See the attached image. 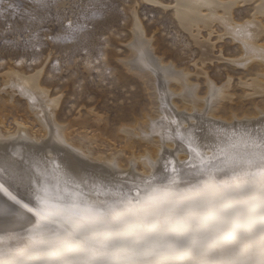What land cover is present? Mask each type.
I'll return each instance as SVG.
<instances>
[{
	"label": "bare ground",
	"instance_id": "obj_1",
	"mask_svg": "<svg viewBox=\"0 0 264 264\" xmlns=\"http://www.w3.org/2000/svg\"><path fill=\"white\" fill-rule=\"evenodd\" d=\"M172 5L185 31H198L192 36L200 45L202 65H195L196 74L188 72L189 67L179 70L173 59L170 65L165 53L159 52L160 40L156 35L147 38L149 33L140 26L142 20L133 8L130 53L122 61L143 79L151 100L141 116L111 140L95 131L91 136L87 132L75 134L79 123L72 120L59 124L62 104L43 85L45 66L30 73L10 64L2 74L1 99L15 106L22 103V97L27 112H34L40 125L35 129L27 118H17L14 128L0 119V162L12 163L11 178L0 163V183L9 191L0 190V205L18 210V216L11 218L14 232L23 234L32 227L28 223L32 214L23 204L41 210L36 199L40 189L45 190L52 213L67 210L69 205L83 208L104 201L115 203L122 194L130 199L136 189L143 195L145 180L156 188L174 181L171 190L182 191L189 181L207 178L209 173L223 175L229 159L245 161L260 152L257 133L264 129V98L256 102V94L244 96L246 88H252L264 97V0H176ZM237 6H253L257 11L251 17L238 18ZM204 30L217 40L200 36ZM224 46L239 49L236 63L231 56L219 54ZM206 59L215 64L231 60L250 73L251 78H241L247 86H243L240 101L248 98L252 108L232 106L235 100L229 92L230 82L224 89L215 87L207 66L212 63ZM190 74L206 78L210 89L207 97L196 95L199 91L189 81ZM118 139L122 149H117ZM17 200L22 203L17 204ZM52 227L62 231L58 225ZM0 237L5 246H17L6 233L0 232Z\"/></svg>",
	"mask_w": 264,
	"mask_h": 264
},
{
	"label": "rangeland",
	"instance_id": "obj_2",
	"mask_svg": "<svg viewBox=\"0 0 264 264\" xmlns=\"http://www.w3.org/2000/svg\"><path fill=\"white\" fill-rule=\"evenodd\" d=\"M156 1L158 3L153 0H43V3L0 0V84L10 64L19 65L30 73L45 66L43 85L53 97L61 100V126L72 120L79 123L75 134L87 132L91 136L97 132L108 140L119 130L123 134L125 127H130L135 118L141 116L151 100L143 79L127 69L122 61L130 53L133 8L142 20L140 26L144 25L149 33L147 38L156 35L160 40L159 52L165 53L170 65L173 59L179 70L189 67L188 72L196 74L195 65L203 60L200 45L192 36L198 31H185L187 29L177 20L172 7L176 0ZM165 5L170 7L165 9ZM235 8L238 18L251 17L257 11L253 6ZM200 36L217 40L206 30ZM240 53L239 49L229 46L219 52L231 56L235 63ZM229 61L220 60L217 65L209 61L212 65L208 63V71L215 87L224 89L230 82L229 92L234 94L235 100L232 106L252 108L248 98L244 103L240 101L243 86L247 84L241 83V78H251V75L243 66ZM191 75L189 81L197 85L199 91L196 95L207 97L210 89L206 78ZM250 93L256 94V102L264 98L252 88H246L244 97ZM20 99V105L12 106L0 97V119L4 118L7 126L14 127L15 119L27 118L29 126L37 129L40 125L34 119V112L28 113L24 100ZM121 141L116 142L117 149H122Z\"/></svg>",
	"mask_w": 264,
	"mask_h": 264
},
{
	"label": "snow or ice",
	"instance_id": "obj_3",
	"mask_svg": "<svg viewBox=\"0 0 264 264\" xmlns=\"http://www.w3.org/2000/svg\"><path fill=\"white\" fill-rule=\"evenodd\" d=\"M257 136L253 158H231L223 175L182 191L171 190L174 181L156 188L145 180L143 195L136 189L130 199L52 213L40 189L41 210L23 204L35 217L23 234L13 231L18 210L0 205V232L17 241L0 243V264H264V129ZM0 163L11 178L12 163ZM0 190L7 192L4 183Z\"/></svg>",
	"mask_w": 264,
	"mask_h": 264
},
{
	"label": "water",
	"instance_id": "obj_4",
	"mask_svg": "<svg viewBox=\"0 0 264 264\" xmlns=\"http://www.w3.org/2000/svg\"><path fill=\"white\" fill-rule=\"evenodd\" d=\"M6 193H9V191L7 190V192ZM12 200H16V198L15 199H12Z\"/></svg>",
	"mask_w": 264,
	"mask_h": 264
}]
</instances>
